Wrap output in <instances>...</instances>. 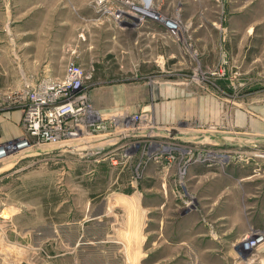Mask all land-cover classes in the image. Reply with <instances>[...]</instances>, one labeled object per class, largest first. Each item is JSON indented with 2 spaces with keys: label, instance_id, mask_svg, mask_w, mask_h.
<instances>
[{
  "label": "rangeland",
  "instance_id": "obj_1",
  "mask_svg": "<svg viewBox=\"0 0 264 264\" xmlns=\"http://www.w3.org/2000/svg\"><path fill=\"white\" fill-rule=\"evenodd\" d=\"M153 4L159 15L176 20L174 34L153 21L116 25L94 11L93 17L80 13L71 40L76 63L91 75L85 83L90 102L111 123L110 139L116 137L113 123L130 121L132 130L114 145L126 143L124 152L132 156L119 158L117 148L116 161L110 160L115 169L100 168L92 176L86 172L93 162L69 161L55 145H36L39 154L25 151L0 161V215L14 213L0 216V244L16 261L42 263L46 243L35 231L84 212L83 204L55 205L63 194L75 197L57 183L117 175L119 189L102 197H132L128 211L139 198L145 223L139 232L147 234L140 248L151 262L191 264L199 238L185 231L201 230L205 253L198 264H264V134L249 125L264 107V0ZM12 81L0 77V112L20 113L8 93ZM19 129L33 141L21 113ZM92 139L101 145L100 137ZM166 145L174 146L167 157ZM254 235L262 240L244 251L242 241Z\"/></svg>",
  "mask_w": 264,
  "mask_h": 264
},
{
  "label": "crops",
  "instance_id": "obj_2",
  "mask_svg": "<svg viewBox=\"0 0 264 264\" xmlns=\"http://www.w3.org/2000/svg\"><path fill=\"white\" fill-rule=\"evenodd\" d=\"M89 2L0 0V77L13 79V86L9 90L31 84L41 77L59 78L65 65L62 64L64 58H67L66 61L76 62L74 53L77 52V47L72 44V33L79 27L80 13L88 15L90 12L93 17L94 10L89 6ZM87 73L90 77V73ZM261 111L260 120L258 117V120L252 119L249 125L254 127L256 132L264 134V107ZM19 119L20 113L17 109L0 112V142L19 134ZM76 142L55 145L53 150L69 161L93 162L86 172L91 176L97 171L100 172V168L104 173L108 171V167L115 169L110 164V158L113 156L111 153H97L93 144H89L85 149L84 145L80 146ZM35 149H29L25 155L39 154ZM116 176L106 177V181L57 183L61 190L72 191L75 197L64 198L63 194L60 199H55L56 206L62 203L71 206L83 204L85 210L77 217H67L65 221H56L59 223L53 226L44 225L43 231H35L37 238H43L46 243L40 264H157L156 261L149 260L148 251L140 248V243L147 234L142 235L139 232L140 227L145 224L137 210L139 198H134V211H128L126 206L131 203L132 197H125L118 192H113L110 198L102 197L105 190L119 189L121 184L116 182ZM116 208L118 209L115 211ZM129 212L132 215H129L130 219ZM13 214L8 212L0 216L12 218ZM86 222L93 225L85 229ZM185 232L188 234L186 237L191 235L192 238H199L191 250L197 255L192 258L191 264H198L199 256L202 258L201 253L205 247V233L201 230ZM27 235L30 236L29 232ZM48 241L50 242L47 243ZM5 244H0V264L27 263L23 257L18 261L15 255L11 257L12 254Z\"/></svg>",
  "mask_w": 264,
  "mask_h": 264
},
{
  "label": "built area",
  "instance_id": "obj_3",
  "mask_svg": "<svg viewBox=\"0 0 264 264\" xmlns=\"http://www.w3.org/2000/svg\"><path fill=\"white\" fill-rule=\"evenodd\" d=\"M92 7L96 13L109 18L116 25L153 21L161 24L168 34H174L177 26L175 19L158 14L153 0H92ZM88 78L89 74L80 64L69 60L65 63L59 78L41 77L31 84L10 91L9 96L13 98V103L20 108L21 125L33 141L22 134L3 141L0 143V153L3 154L0 161L11 155L28 151L36 145H59L76 141L78 145L85 147L93 144L95 151L104 155L110 153L117 155L114 151L119 149V158L128 160L132 155L124 152L126 143L114 144L125 137L128 130H132L130 121L128 124L124 121L120 124L113 123L116 137L110 139L111 132L109 133L107 129L111 123L98 117V111L93 108L85 89ZM99 137L101 145L92 139L98 140ZM108 146L111 147L103 152L100 151ZM170 148L163 151L166 157L174 146ZM110 159L116 161L115 157ZM141 164L137 163L140 167ZM261 240L260 235H254L251 239L243 240L241 244L245 251L254 248Z\"/></svg>",
  "mask_w": 264,
  "mask_h": 264
},
{
  "label": "bare ground",
  "instance_id": "obj_4",
  "mask_svg": "<svg viewBox=\"0 0 264 264\" xmlns=\"http://www.w3.org/2000/svg\"><path fill=\"white\" fill-rule=\"evenodd\" d=\"M24 152V151H23ZM21 153V152H20ZM19 154V153H18ZM1 156H3V154L2 153H0V158H1ZM10 157V156H9ZM9 157H7V158H9ZM5 160V159H4ZM1 161H3V160H1Z\"/></svg>",
  "mask_w": 264,
  "mask_h": 264
}]
</instances>
